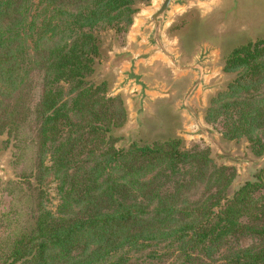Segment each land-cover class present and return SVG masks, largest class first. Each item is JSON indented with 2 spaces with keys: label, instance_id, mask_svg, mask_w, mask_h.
Returning a JSON list of instances; mask_svg holds the SVG:
<instances>
[{
  "label": "trees",
  "instance_id": "1",
  "mask_svg": "<svg viewBox=\"0 0 264 264\" xmlns=\"http://www.w3.org/2000/svg\"><path fill=\"white\" fill-rule=\"evenodd\" d=\"M140 1L0 0V136L24 140L32 123L37 177L51 173L59 195L55 211L37 199L23 221L4 216L0 260L132 264L133 254L152 264L160 249L172 250L171 264H264V247L213 258L236 236L264 239V203L254 196L261 181L228 198L232 172L215 168L207 149H184L179 137L114 147L128 113L119 95H107L106 79H90L102 56L98 29L127 32ZM222 70L235 77L210 99L204 120L220 121L224 138L244 137L261 155L264 34L233 47ZM200 187L189 200L187 190Z\"/></svg>",
  "mask_w": 264,
  "mask_h": 264
},
{
  "label": "rangeland",
  "instance_id": "2",
  "mask_svg": "<svg viewBox=\"0 0 264 264\" xmlns=\"http://www.w3.org/2000/svg\"><path fill=\"white\" fill-rule=\"evenodd\" d=\"M154 0H141L137 2L138 12L134 15L133 23L137 16L145 13V10L153 4ZM258 5L256 11L259 17L264 10L261 0H256ZM214 2L208 0H187V4L174 12L171 22L166 26L165 39L173 50L182 56L183 62H191L197 54L201 44L209 45L213 48L214 61L209 65L212 74L208 77V83L214 87L207 90L197 105L200 115L204 119L206 110L209 107L210 99L215 97L218 92L226 89L227 84L234 79L235 72H224L221 67L224 65L225 57L230 50L247 41L255 40L264 34V24L259 27H248L238 25L236 27H227L220 25V14L214 11ZM245 15V12H244ZM245 17V16H244ZM263 19L259 20L262 21ZM238 24H240L238 22ZM129 28L127 32H117L112 28L98 29V35L101 38V59L97 61L91 81H100L106 79L109 83V89L112 91L118 77V69L126 65L125 57L121 56V51L133 46L132 31ZM150 77L155 82L163 83L165 88L170 91L168 96H156L149 102L146 111L140 116V126L135 127L130 115L135 110V104L129 100L131 93L120 91L114 96H120L125 103L128 115L119 131L114 133L116 143L115 148H127L129 142H138L139 145L151 143L153 141L167 140L170 137L181 138L184 149L191 151L207 149L208 157L215 168L226 167L232 172V181L225 189L228 198L244 186L246 182L261 181L264 184V152L261 155H255L249 148V143L242 139H226L222 134L221 122H207L204 124L211 128L216 134V144L222 151L239 158L250 159L249 163H241L238 160L218 157L215 151L207 143L204 137L189 138L186 131L193 130L187 118L176 111L177 100L181 93L186 90L191 77L184 76L175 78L174 72L169 68L163 58L159 57L153 65L148 67ZM37 98V96H35ZM34 97V99H35ZM29 131L23 137L16 141L14 135L3 134L0 136V241L8 234L4 225V216L15 213L18 221H23L27 215L24 214L28 205L33 206L37 199H41L45 207L54 210L59 203L58 182L51 173L44 170L39 172L44 178H38V167L40 156L36 145L32 143L35 139L33 124L29 123ZM264 141V132L261 133ZM45 165H51L50 155L45 157ZM165 191L173 189V182L166 184ZM163 187V189H164ZM199 189L190 188L187 190L189 200H194ZM254 196H261L260 200L264 203V189L261 188L254 192ZM29 201V202H28ZM224 202V201H223ZM28 204V205H27ZM12 217V214L8 219ZM22 225V223H21ZM264 247V239L254 234L231 238L221 249L214 254V260L221 258L231 252L253 248L255 250ZM162 253L160 262L152 260V264H171L174 259L173 252L167 253L156 249ZM132 264H147L149 259L143 255L128 254ZM22 262L15 263L21 264ZM0 264H11L9 260H0Z\"/></svg>",
  "mask_w": 264,
  "mask_h": 264
},
{
  "label": "water",
  "instance_id": "3",
  "mask_svg": "<svg viewBox=\"0 0 264 264\" xmlns=\"http://www.w3.org/2000/svg\"><path fill=\"white\" fill-rule=\"evenodd\" d=\"M214 2V11L220 14V25L229 27H259L264 24V13L257 16L256 0H208ZM264 6V0H261ZM187 4V0H154L145 13L135 18L132 15V22L128 28H133V46L121 51L125 57L123 67L118 69V77L112 91H107L108 96L118 94L120 91L131 93L129 100L135 104V110L130 115L135 127L140 126L139 118L146 111V108L156 96H168V91L163 83L152 80L147 70L159 57L163 58L169 68L174 72L175 78L184 76L191 77L186 90L181 93L177 100L176 111L181 112L192 125L193 130L186 131L189 138L204 137L207 143L215 151L216 156L238 160L241 163H249L250 159L239 158L225 153L216 144V134L206 126L203 117L197 108L194 99L198 103L207 90L214 87L208 83V77L212 72L209 69L214 61L213 48L201 44L197 54L191 62H183L182 56L175 52L171 45L166 42V26L171 22L172 15ZM264 10V7H262ZM245 12V15H244ZM245 16V17H244ZM263 19L262 21H259ZM238 22L240 24H238ZM256 40V39H255ZM254 41V40H252ZM222 69V67H221ZM131 142H129L130 144Z\"/></svg>",
  "mask_w": 264,
  "mask_h": 264
}]
</instances>
